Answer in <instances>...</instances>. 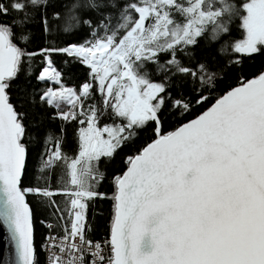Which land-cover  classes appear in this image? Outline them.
Instances as JSON below:
<instances>
[{"label": "snow or ice", "instance_id": "snow-or-ice-1", "mask_svg": "<svg viewBox=\"0 0 264 264\" xmlns=\"http://www.w3.org/2000/svg\"><path fill=\"white\" fill-rule=\"evenodd\" d=\"M3 264H264V0H0Z\"/></svg>", "mask_w": 264, "mask_h": 264}, {"label": "water", "instance_id": "water-1", "mask_svg": "<svg viewBox=\"0 0 264 264\" xmlns=\"http://www.w3.org/2000/svg\"><path fill=\"white\" fill-rule=\"evenodd\" d=\"M6 236L4 229L0 226V264H3L4 254L6 251Z\"/></svg>", "mask_w": 264, "mask_h": 264}]
</instances>
